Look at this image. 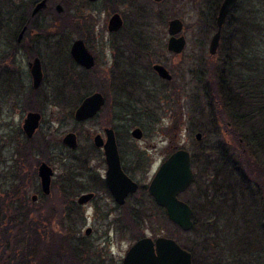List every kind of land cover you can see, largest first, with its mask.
I'll return each instance as SVG.
<instances>
[{"label": "flooded vegetation", "instance_id": "obj_1", "mask_svg": "<svg viewBox=\"0 0 264 264\" xmlns=\"http://www.w3.org/2000/svg\"><path fill=\"white\" fill-rule=\"evenodd\" d=\"M164 1L156 3L153 0H0V34L7 35V41L0 43V108L4 96H7L13 98L15 108L21 107L25 112L20 128L24 142L15 150L10 175H1L0 160V200L1 194L20 193L18 198L9 195L6 197V202L0 201V224L26 223L40 235L41 239L44 237L48 240L53 236L58 244V264H112L111 260L106 259L105 253L106 249L113 245L114 239L110 237L111 233L117 241H125L130 238V221L141 226V224L145 225L148 219L153 220L154 209L161 207L149 195V184L161 164L173 152L186 150L183 146H173L165 153V158L160 161L157 169L152 170L153 156H155L153 152L156 149L148 144L147 147L140 148L136 143L145 139L150 125L157 120L158 114L162 113L164 108L162 105L165 107L170 103L175 105L178 98L183 96L186 99V109H192L193 104V92L190 93L193 90L194 80L191 73L193 69L188 63L184 61V65L180 63L177 68H173L154 60L158 52L163 54L165 51L172 56H180L184 53L188 39L183 34V30L176 36H183L186 41L185 48L179 55L167 51L166 44L170 38L168 33L162 51L157 49L155 42L148 43L147 48H140L135 44L137 51L128 50L126 45L129 34H132L133 30L136 33L141 30L140 25L135 24L134 18L145 15L146 11L151 15L162 13L149 6V3L161 7L159 4ZM218 1L220 3L215 14L207 20L210 25L198 28L203 30V38L206 39L202 42L203 46L208 39L209 46L217 32L216 17L223 0H216ZM43 2V8L35 12ZM100 2L105 3V8L110 14L105 23L110 37L112 62L109 67L99 71L98 75L95 57L87 43L89 31L93 28L91 16L95 13V6ZM58 5L62 7L61 13H57ZM119 7L125 8V12H120ZM83 10H87L89 15L83 14L85 12ZM114 14H119L123 24L117 32H109L108 21ZM155 27L157 25L144 29L153 32ZM225 28L224 25L221 29L219 45L213 55L208 53L207 46V62L221 61L217 55L225 37ZM74 35L77 39L70 41L69 37ZM149 37L157 40L152 34ZM77 40L83 42L94 59V65L90 69L80 66L70 56V49ZM140 54L142 57L139 56ZM144 54L149 59L143 58ZM36 59L39 61L41 79L39 85L34 87L31 71ZM155 65L163 66L171 79H161L153 70ZM210 77V74L203 76L207 89L204 97L203 127L205 134H217L215 131H210L208 97ZM88 89L94 91L87 93ZM82 90L86 92L81 94ZM94 93L103 96V106L93 117L76 121L74 119L76 109L85 98ZM33 104L37 110H30ZM49 106L59 109L68 108L66 115L77 127L64 136L69 133L75 135V149L63 144L64 136L59 141L60 144H55L56 147L63 149V152L60 150L57 154L47 141V136H42L45 138L42 140V146L36 142L35 137L42 123V115ZM28 113L40 115L39 126L31 138H27L22 130ZM150 120L153 122L151 123ZM95 121H98L96 125L102 128L100 133L83 137L82 130L77 131L85 124ZM192 123L191 113L187 115V124L191 126ZM122 128L125 130V136L120 138L119 129ZM218 128L224 135L222 142L228 145L236 143L241 146L245 140L247 141V138L243 140L238 137L239 132L234 131L238 128L233 125L230 117L228 122L221 123ZM135 129L141 131L140 139L131 136ZM106 130L113 132L121 172L137 186L135 192L124 196L122 204L116 201L106 181L108 169L105 155V145L108 141ZM185 131H188V128H185ZM200 134L202 141L203 133ZM96 137H99L97 140L99 146L95 143ZM83 140L86 141L82 142ZM194 140L196 143L200 142L195 137ZM248 140L253 142L255 139ZM205 149L208 152L209 147ZM43 163L52 170L47 193L42 191L38 176V169ZM52 163H60L63 168L60 176L55 175ZM141 178L150 179L141 181ZM31 191L33 193L29 196ZM83 196L89 198L85 203L80 204L79 200ZM83 227L84 234H81ZM86 231H89V234H86ZM92 232L97 233L95 241L90 240ZM131 236L134 240L133 244L148 237L145 234L138 238L132 234ZM149 238L154 241L157 236H149ZM131 246L127 248L124 257ZM124 257L120 264L123 263Z\"/></svg>", "mask_w": 264, "mask_h": 264}, {"label": "trees", "instance_id": "obj_2", "mask_svg": "<svg viewBox=\"0 0 264 264\" xmlns=\"http://www.w3.org/2000/svg\"><path fill=\"white\" fill-rule=\"evenodd\" d=\"M166 1L169 0H165L159 6ZM218 4L219 1L217 6ZM263 7L264 0H257L256 3L248 0L239 15L235 8L224 24L225 37L217 55L221 61L210 60L205 64L202 73L196 71L191 73L196 86L192 95L193 122L199 127L198 132L205 134L203 113L207 89L203 76L210 74L208 88L210 131L218 132L220 124L228 122L230 117L233 125L238 128L234 131L239 132L240 137L249 135L250 139L257 140L254 143L257 148L255 152L264 156V86L260 81L264 78H260L258 59L253 49L254 43H264ZM146 12L145 15L134 18L135 24L140 25L141 30L138 33L133 30L132 34H129L126 39L127 48L137 51L135 44L140 48H147L148 43L155 42L157 49L162 51L163 43L158 39H151L149 36L153 32L144 28L164 25L166 17L163 11L155 15ZM199 23L203 26L210 25L205 16L201 17ZM229 27L237 29L229 30ZM205 41L206 39L202 42ZM203 50L202 44L201 59ZM139 56L142 57V54ZM147 57L143 55V58ZM30 110H37V107L33 104ZM218 139L219 143L212 145L208 152L203 144L201 146V142L198 143L199 160L195 154H191L192 168L199 161H203L205 166V170L197 166L193 185L179 196V199L195 211L192 229L188 232L181 231L168 221L161 208L154 209L153 220L151 218L145 221V227L153 233L160 229L161 225L170 227L172 231L168 236L191 253L193 264H200V258H205L207 260L205 263L209 258H214L218 264H264V168L255 166L250 158H246L242 146L236 143L228 145L222 142L220 137ZM217 156L219 170L214 177L220 178L224 190L220 194L221 199L207 192L206 189L209 191L210 186L205 185L201 188L203 185H199L201 176L207 175V169L214 164L211 159ZM214 181L212 178L211 183ZM9 195L18 198L20 193L3 194L0 201L6 202ZM201 204L205 205V210L208 211L206 216L212 219L202 225L196 209V205ZM218 221L224 223L219 226ZM0 227L4 234L3 240L0 241V264H58V244L53 236L43 240L26 223L0 224ZM129 227L131 234L136 238L144 235L142 229L137 228L140 226L132 221ZM13 230H16V236L10 240ZM210 234L216 238L214 236L209 238ZM210 249L212 253L207 251ZM224 252H228V256H225Z\"/></svg>", "mask_w": 264, "mask_h": 264}, {"label": "rangeland", "instance_id": "obj_3", "mask_svg": "<svg viewBox=\"0 0 264 264\" xmlns=\"http://www.w3.org/2000/svg\"><path fill=\"white\" fill-rule=\"evenodd\" d=\"M196 1V2H195ZM221 1V0H220ZM248 0H238L236 5V10L239 15L242 7L245 6L246 2ZM255 3L257 0H253ZM216 0H169L164 3L161 7H155L151 3H149L153 9L163 11L165 15V25L157 26L153 29V36L159 39L163 45L166 43L167 40V32H166V23L167 21L178 18L183 22V34L188 39L187 47L184 51V53L180 56H172L168 55L167 52L163 51V54H159L158 52L157 56L154 58L155 62L161 63V64H167L169 67L177 68L180 63L187 62L188 65L193 69V71L202 73L205 69V64L207 63L206 59H208L207 55V46H208V40L206 44H204V50H203V59L200 58V51L203 41V30H198V28H202L203 25L199 23L201 20V17L207 18L209 20L211 16L215 14L216 6H217ZM220 3V2H219ZM175 5V8H174ZM105 3H98L95 6V13L91 16V27H93L89 31V41L87 45L89 46L90 52L95 57L96 61V70L97 74L99 75V71H102L106 67H109L112 62V50L109 47V34L106 30V23L105 21L109 18L110 14L105 8ZM120 12H125V8L119 7L118 8ZM262 9V8H261ZM83 14L89 15L87 10H83ZM264 12V7H263ZM127 24V23H126ZM6 34H0V43H5L6 40ZM70 41H73L77 39V36H71L69 37ZM254 54L255 57L258 59V65H259V72L261 74L260 78H264V43H254L253 44ZM165 52V53H164ZM253 53V52H252ZM192 59V60H191ZM206 61V62H205ZM191 64H190V63ZM201 63V64H200ZM185 64V63H184ZM183 64V65H184ZM200 64V65H199ZM255 65V64H254ZM259 75V74H258ZM257 79H259L257 77ZM193 90L188 91L193 92V95L195 93V79H193ZM189 82V80L187 79ZM262 85L264 86V79H260ZM179 83V82H178ZM93 89H88L87 93L93 92ZM86 91L82 90L81 94H84ZM86 93V94H87ZM108 96V95H107ZM1 98V97H0ZM110 98V96H108ZM1 103L0 108V160L2 164V172L1 175H10V168L12 167V159L13 155L15 153L16 148L24 142L23 135H20V128L22 125V121L25 116V112L22 110V108H15L14 100L11 97L4 96ZM161 102V101H160ZM185 96L178 98V101L175 105H172L170 103L166 107L162 105V113H159L157 116V120L153 122L152 125H150L149 132H147L145 139L141 142H136L140 148L147 147V144L151 147H154L156 149L155 156H153V162H152V170H156L158 167V164L160 161L162 162L164 160V155L167 151L173 148V146H183L189 153L195 154L196 158L199 160V154L198 149L199 145L194 140V134L198 132L199 127L194 125V122L192 125L187 124V115L192 113V116H194L193 108L186 109L185 107ZM68 109V108H67ZM67 109H59L55 108L53 106H49L42 115V123L39 128V131L37 132V138L36 142L41 145L42 140H45V136L47 141H49L50 146L54 147L55 153H59L60 150L63 152L62 147H56L55 144H60V140L66 134L67 132L74 131L76 129V125L71 121V119H68L67 117ZM194 118V117H193ZM98 121H95L93 123H87L81 129H77V131L82 130L83 137H87L88 135H94L95 133L101 132V126L96 125ZM185 128H188V131H185ZM221 130H218L217 134H204L203 133V139L201 142L205 147L211 148V146L216 145L219 143L218 137H220L221 141L223 140V133L220 132ZM41 133L40 135H38ZM201 133V131H200ZM125 130L119 129V137L123 138L125 135ZM44 135V137H42ZM239 138L245 140L247 138V141L245 140L243 145H241L242 150L245 152L244 156L246 158H250L251 162L255 164V166H260L261 168H264V156L257 154L255 151L257 150L254 143L251 142L248 139H250L249 135H244ZM86 140H83L82 142H85ZM199 142V143H200ZM226 144V143H225ZM238 145V144H236ZM42 146V145H41ZM239 146V145H238ZM150 153L152 151H149ZM41 157V155H40ZM38 156V158H40ZM218 156L212 158L211 160L214 161V164L207 169V175H202L199 180V185H203L201 188H204L205 185L210 186L209 191L207 192L210 195H213V197H216L217 199H221L222 196L220 194L224 191L220 178L215 179V174L219 170L218 165ZM203 162V161H202ZM201 161L197 162V165H194L193 172L196 174L195 170L197 169V166L201 169L205 170V166L203 165ZM217 162V163H216ZM94 165V163H92ZM6 166V167H5ZM54 169L55 175L58 177L61 175L62 167L60 163H52L51 165ZM238 168V167H237ZM197 171V170H196ZM224 175V172H223ZM214 178L213 184L211 183V179ZM150 178H141V181H148ZM194 183V182H193ZM33 191L29 193V196H31ZM3 197V194H1V198ZM264 199V197H263ZM202 205V206H201ZM196 205L197 209V216L200 219V223L206 224L209 220H212L210 217H207L206 214L208 213L207 209L205 210V205ZM194 211V210H193ZM195 212V211H194ZM193 212V215L195 213ZM224 222L218 221L219 226L223 224ZM142 229L143 234L146 236H163L168 237L173 240H175L172 237H169L168 235L172 231L170 227L162 226L160 229H157L155 233L151 232L145 225L141 224L140 227H137ZM137 231V230H136ZM11 239H13L14 236H16V230H13ZM81 234H84V227L81 230ZM128 236V235H127ZM215 237V235L210 234L208 237L212 238ZM111 238H113V245L107 248L106 253V259L111 260L112 264H120L126 251L129 246H131L134 243V240L132 239V236L130 234V238L128 237L125 241H117L114 237V234L111 233ZM4 238L3 229L0 227V241H2ZM7 238V237H6ZM191 238H195V236H191ZM43 240L44 237H42ZM97 239V233L92 232L90 236L91 241H95ZM176 241V240H175ZM177 242V241H176ZM178 243V242H177ZM207 251H211L207 250ZM217 253V251H216ZM220 253V252H219ZM225 256H228V252H224ZM219 255V254H218ZM214 257V256H212ZM201 263L200 264H218L215 262L214 258H209L208 262L205 263V258H200Z\"/></svg>", "mask_w": 264, "mask_h": 264}, {"label": "water", "instance_id": "obj_4", "mask_svg": "<svg viewBox=\"0 0 264 264\" xmlns=\"http://www.w3.org/2000/svg\"><path fill=\"white\" fill-rule=\"evenodd\" d=\"M95 1V0H89ZM159 3L163 0H153ZM43 3L35 9V12L43 8ZM237 0H223L218 9L216 17L217 32L212 37L208 46V53L213 55L219 45L221 29L225 24L227 16L235 8ZM57 13H61L62 7H56ZM122 20L119 14H114L108 21V31L117 32L122 27ZM183 30V22L180 19H172L167 23V33L170 36L166 49L170 53L179 55L183 52L186 41L183 36H178ZM70 56L80 66L90 69L94 65L92 55L87 51L83 42L77 40L70 49ZM155 73L163 80H170L168 71L160 65L153 67ZM32 77L34 87L40 83L41 73L39 61L36 59L32 68ZM104 104V98L99 93H94L85 98L74 113L76 121H84L93 117ZM40 115L37 113H28L22 130L27 138H31L39 126ZM108 139L105 145V155L107 163L106 181L107 184L120 204L128 193L135 192L137 186L131 182L120 170L119 160L116 151L115 141L112 130L105 131ZM131 136L135 139L141 138V131L135 129ZM195 139L200 141L202 135L195 134ZM96 137L95 143L99 146ZM64 145L70 149L76 148L75 135L69 133L62 139ZM38 176L41 180V188L47 193L50 186L52 170L46 164H41L38 169ZM194 182V173L191 168V157L189 152L184 149L173 152L159 167L158 171L151 180L148 193L154 202L165 211L168 221L178 227L183 232H188L193 227V212L188 204L178 197L187 191ZM89 196H83L79 200L80 204L85 203ZM121 198V199H119ZM89 234V231H86ZM122 264H193L190 252L182 248L175 240L158 236L154 241L145 237L137 241L128 250Z\"/></svg>", "mask_w": 264, "mask_h": 264}]
</instances>
